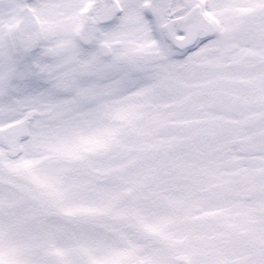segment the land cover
<instances>
[{
	"label": "snow or ice",
	"instance_id": "6c2138e0",
	"mask_svg": "<svg viewBox=\"0 0 264 264\" xmlns=\"http://www.w3.org/2000/svg\"><path fill=\"white\" fill-rule=\"evenodd\" d=\"M0 264H264V0H0Z\"/></svg>",
	"mask_w": 264,
	"mask_h": 264
}]
</instances>
